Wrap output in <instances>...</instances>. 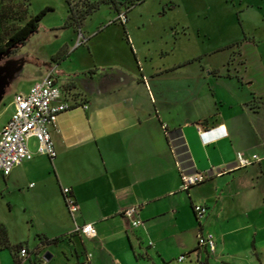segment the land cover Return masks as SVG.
<instances>
[{"label": "crops", "instance_id": "crops-1", "mask_svg": "<svg viewBox=\"0 0 264 264\" xmlns=\"http://www.w3.org/2000/svg\"><path fill=\"white\" fill-rule=\"evenodd\" d=\"M127 16L73 28L77 42L51 56L41 80L54 70L61 101L73 107L51 128L54 159L30 137L33 159L0 174L10 241L0 264H264V52L248 54L256 42L246 37L213 51L232 49L218 65L205 62L206 51L185 49L177 60L173 41L154 60L152 40ZM238 152L260 161L239 168ZM180 168L210 177L185 191ZM65 188L80 206L74 215ZM195 205L207 214L198 218ZM131 207L137 228L123 214ZM88 223L95 237L74 232ZM206 233L215 235L214 253L199 246ZM39 235L59 240L43 244Z\"/></svg>", "mask_w": 264, "mask_h": 264}, {"label": "rangeland", "instance_id": "rangeland-1", "mask_svg": "<svg viewBox=\"0 0 264 264\" xmlns=\"http://www.w3.org/2000/svg\"><path fill=\"white\" fill-rule=\"evenodd\" d=\"M71 1L77 3L81 0ZM117 1L122 7L120 13L114 5L103 4L84 23V28L88 30L100 22L116 21L120 14L126 13L134 23L135 34L152 40L149 49L153 51L154 60H158L164 45L169 42L171 46L173 41L177 60L183 56L185 49L192 54L206 51L209 56L205 57V62L218 65L223 64L227 52H232V49L212 52L246 37L256 42L246 45L248 54L264 52V0H143L134 5L128 4V0ZM2 4L7 5L3 7L5 16L0 28L3 40L22 27L31 16L47 7L54 11L47 13L39 32L26 45L0 58V124L12 114L15 93L28 91L39 82L46 68L52 67L51 56L63 44L74 45L78 40L73 28L64 27L68 0H0V8ZM183 26L188 27V37L177 35L174 40L171 39V32L177 30L181 33ZM0 184L4 185L2 176ZM6 196L8 194L0 189V197ZM2 205L6 203L2 202Z\"/></svg>", "mask_w": 264, "mask_h": 264}, {"label": "built area", "instance_id": "built-area-1", "mask_svg": "<svg viewBox=\"0 0 264 264\" xmlns=\"http://www.w3.org/2000/svg\"><path fill=\"white\" fill-rule=\"evenodd\" d=\"M127 14H120L118 21L125 23ZM63 87L59 83L55 71H50L45 78L34 84L28 92L16 93L14 96V113L0 131V174L7 177L13 170L33 159L34 154L29 147L30 137H36L39 141V153L54 159L57 156L55 143L52 139L51 128L57 122L59 115L68 111L73 106L67 101H61ZM260 161V156L247 157L243 152L237 153V165L239 168H246L253 163ZM182 190L189 191L192 187L206 182L210 174L208 172H188L180 168ZM66 205L71 214H76L80 206L69 188L63 190ZM195 213L198 218L205 216L208 208L204 205H195ZM139 208L131 207L123 214L132 219V226L139 227L142 221L137 218ZM75 233L87 237H95L97 230L92 223L77 225ZM199 246L204 247L210 253L216 251L217 243L212 233L199 236ZM21 257L28 254V250H19ZM186 256H181L184 261Z\"/></svg>", "mask_w": 264, "mask_h": 264}, {"label": "trees", "instance_id": "trees-1", "mask_svg": "<svg viewBox=\"0 0 264 264\" xmlns=\"http://www.w3.org/2000/svg\"><path fill=\"white\" fill-rule=\"evenodd\" d=\"M142 1L143 0H128L127 3L130 5H134L135 3ZM103 4H110L117 7L119 5V2L117 0H81L77 3H74L71 0H68V16L64 27L75 28L76 30L81 29L84 21L96 11H98ZM4 6L6 8L7 5L2 4L0 8V28L3 21L2 19L5 16L3 12L5 11V9L3 8ZM50 11L54 10L50 7H47L39 14L31 16L22 27L15 29L12 33L8 34L4 40L0 38V57H4L8 54H13L19 47L26 45L31 37L39 32L41 22ZM61 57L64 58L63 53H61L57 58ZM39 239L43 244H52L59 240H50L44 235H39ZM0 247L10 248L8 232L2 224H0ZM18 248L20 250L22 246Z\"/></svg>", "mask_w": 264, "mask_h": 264}, {"label": "water", "instance_id": "water-1", "mask_svg": "<svg viewBox=\"0 0 264 264\" xmlns=\"http://www.w3.org/2000/svg\"><path fill=\"white\" fill-rule=\"evenodd\" d=\"M10 54H8V55H6V56H9ZM6 56H4V57H6ZM4 57H0V58H4ZM44 258L47 260V261H50L51 260V254L50 253H47L45 256H44Z\"/></svg>", "mask_w": 264, "mask_h": 264}, {"label": "flooded vegetation", "instance_id": "flooded-vegetation-1", "mask_svg": "<svg viewBox=\"0 0 264 264\" xmlns=\"http://www.w3.org/2000/svg\"><path fill=\"white\" fill-rule=\"evenodd\" d=\"M117 8H120V6L118 5Z\"/></svg>", "mask_w": 264, "mask_h": 264}]
</instances>
